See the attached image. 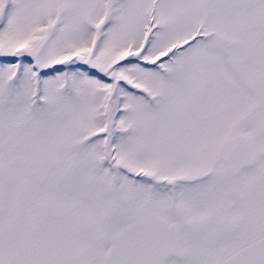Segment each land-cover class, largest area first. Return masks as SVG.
Here are the masks:
<instances>
[{"label":"snow or ice","instance_id":"obj_1","mask_svg":"<svg viewBox=\"0 0 264 264\" xmlns=\"http://www.w3.org/2000/svg\"><path fill=\"white\" fill-rule=\"evenodd\" d=\"M0 264H264V0H0Z\"/></svg>","mask_w":264,"mask_h":264}]
</instances>
